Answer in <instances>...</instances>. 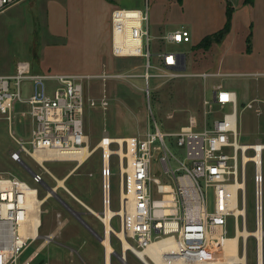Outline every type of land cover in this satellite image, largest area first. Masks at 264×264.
Listing matches in <instances>:
<instances>
[{
    "label": "rangeland",
    "instance_id": "obj_1",
    "mask_svg": "<svg viewBox=\"0 0 264 264\" xmlns=\"http://www.w3.org/2000/svg\"><path fill=\"white\" fill-rule=\"evenodd\" d=\"M227 3L234 11L231 30L219 36L227 21ZM149 6L150 28L153 37L151 51L150 98L145 92L146 82L141 76L146 71L147 60L141 57L117 58L112 54L111 15L116 7L140 8ZM186 27L191 42L166 44L158 37L164 33ZM218 33V34H216ZM210 37L209 44H201ZM172 50L187 55L185 74L164 75L157 53ZM27 61L35 72L88 74L93 78L86 84V95L95 99L107 96V109L89 108L85 115V128L90 147H95L108 130L111 136H145L155 132L156 123L168 133L166 144L175 157L171 164L176 174L182 163L191 164L187 150L178 144L174 135L187 124L191 116L197 118L199 129L211 126L214 119L232 111L231 105L206 104L213 101L214 90L222 85L234 89L239 95V141L264 143V0L244 4L243 0H21L0 12V74L12 73L18 62ZM201 73L212 74L207 79ZM263 75H255V74ZM23 94L31 93V82L23 83ZM259 98L253 108L244 104ZM29 106L15 103L10 123L0 115V173L17 176L44 198L49 190L44 183L57 187L56 192L42 205L43 225L40 238L23 254L26 258L54 234L53 240L36 256L32 264H104L105 237L102 220L73 197L57 178H66L65 185L77 197L100 214L102 201V151L97 149L75 172L76 161H46L48 171L39 166L25 152L22 159L33 172H40L43 182L33 179V173L21 162L11 157V151H19L15 137L26 145L32 138V118ZM170 133V134H169ZM15 136V137H14ZM161 144L160 141L156 143ZM264 175V151H263ZM151 173L162 183L172 184L158 161L157 152L151 163ZM71 174V175H70ZM112 208L119 207V169L115 158L112 162ZM209 212L215 210V188L206 187L201 180ZM58 195V197H57ZM154 198L161 195L154 192ZM255 183L253 164L248 166L247 202L248 228L255 229ZM82 214V218L94 233L66 206ZM115 229L120 228L119 217L112 220ZM100 237H98V235ZM234 219L229 220V235L234 236ZM155 235V234H154ZM114 264H121L117 253L122 243L112 234ZM132 243L135 244L133 240ZM241 248V246H240ZM241 250V249H240ZM121 260V259H120ZM122 261V260H121ZM129 264L143 262L129 252ZM122 264L123 261H122ZM248 264H257L256 243L250 238Z\"/></svg>",
    "mask_w": 264,
    "mask_h": 264
},
{
    "label": "built area",
    "instance_id": "obj_2",
    "mask_svg": "<svg viewBox=\"0 0 264 264\" xmlns=\"http://www.w3.org/2000/svg\"><path fill=\"white\" fill-rule=\"evenodd\" d=\"M20 1L0 0V12ZM111 30L113 56L147 60L146 71L141 76L145 79V92L150 98L149 68L153 37L148 4L146 10L114 8ZM158 39L166 44H176L191 42L192 37L186 27H181L160 35ZM183 54L172 50L157 53L164 75L185 74V70L180 69L184 64L187 67V55ZM200 75L207 79L212 74ZM92 78L84 73L35 72L27 61L18 62L12 73L0 74V115L11 123L15 103L21 101L29 106L28 112L32 118V138L28 141L31 148L26 145L27 141L14 136L20 144L19 151H11L14 160L20 162L23 151L48 171L46 161L73 160L78 164V159L67 157L81 153L84 148H90L92 152L96 148L101 149L102 214L105 215L107 206L112 208V162L115 158L119 169V207L114 209L112 220L119 217L120 228L116 230L127 232V239L131 243V247L126 249L127 254L131 252L136 256V249L145 250L153 242L167 239L170 245L160 253L166 262L181 260L182 264H213L226 258L229 238L237 236L240 229H249L247 174L250 163L254 167L255 183L253 231L264 229V143L261 139L253 143L239 141L240 111L236 90L219 85L214 90L213 101L206 100V104L219 105L221 109L227 105L232 107V111L215 118L211 126L200 130L197 118L191 116L189 122L174 133L178 137V144L186 147L187 158L191 161V164L182 163L178 170L185 172L177 175L171 164L175 156L165 141L168 133L162 131L157 123L155 132L149 131L143 137H114L104 129L98 144L90 147L85 128L87 109L105 110L110 106L107 96L95 99L86 95V84ZM25 81L32 85L31 93L27 96L22 90ZM258 102L261 99H253L244 104V108H253ZM158 141L161 144L157 145ZM155 152L172 184L162 183L160 178L152 175L151 163ZM33 179L38 183L43 182L40 172L35 171ZM55 179L58 181L57 177ZM201 180H204L206 187L215 188L213 212L207 209ZM32 188L37 192L32 193ZM56 190L57 187H53V191L48 190L44 197H51ZM154 192L161 197L154 198ZM37 196L38 189L25 180L0 173V264H32L39 255L40 251L37 253L36 249L22 258L40 237L38 230L41 229L42 204L32 201ZM236 204L238 213L235 211ZM36 216L39 217L38 221L35 220ZM230 218L234 219V236L229 235ZM253 231L248 239L241 233V253H248L249 240L254 238L257 264H260L263 239ZM112 234L119 237L123 248L119 233L112 230ZM46 237L45 241L50 242L54 234ZM139 259L144 264L155 263L149 253L145 254V259Z\"/></svg>",
    "mask_w": 264,
    "mask_h": 264
},
{
    "label": "bare ground",
    "instance_id": "obj_3",
    "mask_svg": "<svg viewBox=\"0 0 264 264\" xmlns=\"http://www.w3.org/2000/svg\"><path fill=\"white\" fill-rule=\"evenodd\" d=\"M96 150H97V148L94 149V151L92 152L90 148H88V149L84 148L81 151V153L74 154V155L67 157L68 159H78L79 160V163L72 170L71 174L73 172H75V170L78 167L83 165ZM40 159L41 158L39 157V160ZM68 177L63 178V179L58 178V185L59 186H66L65 181ZM36 192L37 191H35V188H32V193H36ZM70 192L72 195H74V197L80 203H82L84 206H86L89 210L93 211L94 214L97 215L103 221V223L105 225V230H106V238L104 239L103 243L105 244V247H106L107 264H111V254L115 251L114 247L112 245V242H111L112 230H115L122 237L124 249L131 247V243L127 239L126 230L124 232H120V231L116 230L112 225V217L115 214V210L113 208H110L109 206H107V210L105 211V215L100 214L98 211L94 210L91 206L86 204L82 199L77 197L72 191H70ZM49 198H50V195H48L44 198H40L39 196H37V197H34L32 201H34V202H35V200L39 201L38 203L43 205L47 201V199H49ZM235 211L237 213L239 212V208H238L237 204L235 205ZM35 220L38 221L39 217L36 216ZM42 225H43V220H41V227H42ZM252 231L253 230H249V229H247V230H241L240 229L237 236L229 238V240L227 242V246H226V258L220 259L218 262L213 263V264H239V263L248 264V260H247L248 253L246 252V254H243V253H241V250H240L241 249L240 248V246H241V239H240L241 236L240 235L243 234L246 237V239H248V236L250 234H252L251 233ZM253 232L258 233L260 238L263 239V246L261 247L259 259H260V264H264V229L261 228L258 232H256V230H254ZM40 233H41V229L38 230L39 236H40ZM45 243H47V242L45 241L44 243H42V245L39 248H37V253L42 249L43 246H45ZM169 243L170 242L167 239L157 241V242H153L145 250L136 249L135 250L136 256L139 258L145 259V254L149 253L155 260V263H152V264H182L181 260H176L175 262H172V261L166 262L164 260V258L161 257L160 253L162 251H164V249H166L168 247V245H170ZM257 255H258V253H257Z\"/></svg>",
    "mask_w": 264,
    "mask_h": 264
},
{
    "label": "water",
    "instance_id": "obj_4",
    "mask_svg": "<svg viewBox=\"0 0 264 264\" xmlns=\"http://www.w3.org/2000/svg\"><path fill=\"white\" fill-rule=\"evenodd\" d=\"M183 56H185L184 54H183ZM181 70H185L186 69V64H184L181 68H180ZM21 163H23L32 173H34L33 172V170L28 166V164L22 159L21 161H20ZM44 185H45V187H47L50 191H53V187L52 186H50V185H48L47 183H44ZM57 197H58V195H57ZM66 206L68 207V209L72 212V214L73 215H75L78 219H80L87 227H89L91 230H92V228L88 225V223H86V221H84V219L82 218V214L80 213V212H78V211H75L74 209H72L70 206H68L67 204H66ZM91 211V210H90ZM91 212H93V211H91ZM112 234V233H111ZM100 237V236H99ZM100 239L101 240H104V237L103 236H101L100 237ZM115 252V251H114ZM117 255L122 259V261H123V263L124 264H129L128 263V261H127V251H126V249H124V248H122V252L121 253H117Z\"/></svg>",
    "mask_w": 264,
    "mask_h": 264
},
{
    "label": "trees",
    "instance_id": "obj_5",
    "mask_svg": "<svg viewBox=\"0 0 264 264\" xmlns=\"http://www.w3.org/2000/svg\"><path fill=\"white\" fill-rule=\"evenodd\" d=\"M255 0H243L244 4H254ZM230 5L227 3V21L225 23V26L223 29H221L218 33L220 34L219 36H222L224 34H227L231 30V25H232V18H233V13L232 9L229 7ZM216 33V34H218ZM210 43V37H205L204 40L201 42V44H209Z\"/></svg>",
    "mask_w": 264,
    "mask_h": 264
},
{
    "label": "crops",
    "instance_id": "obj_6",
    "mask_svg": "<svg viewBox=\"0 0 264 264\" xmlns=\"http://www.w3.org/2000/svg\"><path fill=\"white\" fill-rule=\"evenodd\" d=\"M66 187V186H65ZM67 188V187H66ZM68 189V188H67ZM67 191H71V190H67ZM70 194H71V192H70ZM73 197H74V195H73ZM75 198V197H74ZM77 200V199H76ZM104 224V223H103ZM92 231L94 232V230L92 229ZM104 231H105V225H104ZM94 233H96V232H94ZM106 234V233H105ZM98 235V237H99V234H97ZM112 236V235H111ZM99 240H100V242L102 241V243H103V240H101L100 238H99ZM111 242H112V238H111ZM104 244V243H103ZM105 246V245H104ZM115 250V249H114ZM113 254H114V252L111 254V264H114V260H113ZM120 258V257H119ZM121 259V258H120ZM120 259H118L120 262H121V264H122V259L120 260ZM104 264H107V258H106V248H105V252H104ZM144 264V263H143Z\"/></svg>",
    "mask_w": 264,
    "mask_h": 264
},
{
    "label": "flooded vegetation",
    "instance_id": "obj_7",
    "mask_svg": "<svg viewBox=\"0 0 264 264\" xmlns=\"http://www.w3.org/2000/svg\"><path fill=\"white\" fill-rule=\"evenodd\" d=\"M105 233H106V230H105ZM106 238V234H105V237H104V239ZM104 241V240H103ZM107 258V257H106Z\"/></svg>",
    "mask_w": 264,
    "mask_h": 264
}]
</instances>
